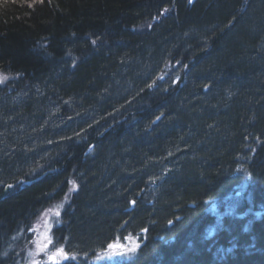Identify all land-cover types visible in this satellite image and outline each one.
Masks as SVG:
<instances>
[{
    "label": "trees",
    "instance_id": "trees-1",
    "mask_svg": "<svg viewBox=\"0 0 264 264\" xmlns=\"http://www.w3.org/2000/svg\"><path fill=\"white\" fill-rule=\"evenodd\" d=\"M0 75V264H264V0H0Z\"/></svg>",
    "mask_w": 264,
    "mask_h": 264
},
{
    "label": "rangeland",
    "instance_id": "rangeland-1",
    "mask_svg": "<svg viewBox=\"0 0 264 264\" xmlns=\"http://www.w3.org/2000/svg\"><path fill=\"white\" fill-rule=\"evenodd\" d=\"M10 78L11 76L8 75H0V82L6 83ZM241 194L242 193L238 191L236 195L230 199L229 204L231 205L233 202H235L236 197L241 196ZM57 213L58 209H49L42 215L40 222L35 227L34 238L26 249V264H61L71 259V255L66 253L64 250L63 252L67 254V256L69 257L68 259H65L63 256H57V249L50 248V246H52V244L54 243L52 231L54 225L56 224ZM145 234L146 232H143L141 236L138 235L136 237L133 236L134 238L131 237L133 238L132 240L129 237L124 242L119 241L116 244H113L110 248V251L114 252L116 255H108L110 256L109 261L111 262V264H117L119 262L121 263V261L125 262L131 259L137 251L138 247L141 245L140 240ZM133 249L135 250L134 252L131 251Z\"/></svg>",
    "mask_w": 264,
    "mask_h": 264
},
{
    "label": "water",
    "instance_id": "water-1",
    "mask_svg": "<svg viewBox=\"0 0 264 264\" xmlns=\"http://www.w3.org/2000/svg\"><path fill=\"white\" fill-rule=\"evenodd\" d=\"M204 53H205V51H204V52H201V53L198 54L196 57H199V56L203 55ZM108 130H110V128H108L106 131H108ZM102 135H103V134H101V136H102ZM47 173H48V172H47ZM47 173H46V174H47ZM46 174H44V176H45ZM39 179H41V177H39V178H37V179H35V180H30V181L20 180L19 182L15 183V184L8 185L7 188H6L5 193H7L8 191L14 189L15 187L19 186L20 184L31 185V184H33L34 182H36L37 180H39ZM133 207H134V202L132 203V207L130 208V210H132Z\"/></svg>",
    "mask_w": 264,
    "mask_h": 264
},
{
    "label": "snow or ice",
    "instance_id": "snow-or-ice-1",
    "mask_svg": "<svg viewBox=\"0 0 264 264\" xmlns=\"http://www.w3.org/2000/svg\"><path fill=\"white\" fill-rule=\"evenodd\" d=\"M110 247H112V246H110ZM120 247H123V246H120ZM131 251L134 252L135 250L133 249V250H131ZM56 255H57V256H63L65 259H68V258H69V257L67 256V254L63 252V249H57V250H56ZM53 259H54V257H53Z\"/></svg>",
    "mask_w": 264,
    "mask_h": 264
},
{
    "label": "bare ground",
    "instance_id": "bare-ground-1",
    "mask_svg": "<svg viewBox=\"0 0 264 264\" xmlns=\"http://www.w3.org/2000/svg\"><path fill=\"white\" fill-rule=\"evenodd\" d=\"M144 232H146V230Z\"/></svg>",
    "mask_w": 264,
    "mask_h": 264
}]
</instances>
